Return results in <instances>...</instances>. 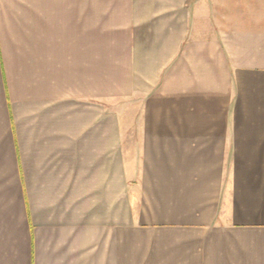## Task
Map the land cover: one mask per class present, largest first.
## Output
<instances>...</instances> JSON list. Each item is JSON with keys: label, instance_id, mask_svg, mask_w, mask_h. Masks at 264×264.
<instances>
[{"label": "crops", "instance_id": "1", "mask_svg": "<svg viewBox=\"0 0 264 264\" xmlns=\"http://www.w3.org/2000/svg\"><path fill=\"white\" fill-rule=\"evenodd\" d=\"M0 264H264V0H0Z\"/></svg>", "mask_w": 264, "mask_h": 264}]
</instances>
